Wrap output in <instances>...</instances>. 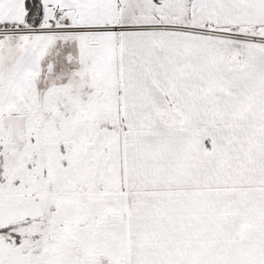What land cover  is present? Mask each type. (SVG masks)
<instances>
[{
	"label": "snow or ice",
	"instance_id": "obj_1",
	"mask_svg": "<svg viewBox=\"0 0 264 264\" xmlns=\"http://www.w3.org/2000/svg\"><path fill=\"white\" fill-rule=\"evenodd\" d=\"M0 264H264V0H0Z\"/></svg>",
	"mask_w": 264,
	"mask_h": 264
}]
</instances>
